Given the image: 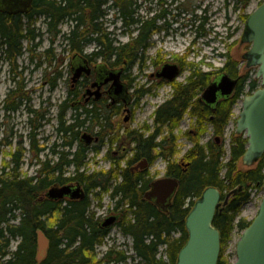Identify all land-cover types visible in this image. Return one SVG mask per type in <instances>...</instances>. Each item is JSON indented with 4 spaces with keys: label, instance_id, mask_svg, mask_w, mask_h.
I'll use <instances>...</instances> for the list:
<instances>
[{
    "label": "trees",
    "instance_id": "16d2710c",
    "mask_svg": "<svg viewBox=\"0 0 264 264\" xmlns=\"http://www.w3.org/2000/svg\"><path fill=\"white\" fill-rule=\"evenodd\" d=\"M136 1L36 0L31 16L44 17L46 33L52 40L63 35L69 50L83 52L86 44L94 43L98 50L93 55L103 57L113 66H123L125 71L129 72L136 65L141 69L145 67L147 60L145 55L153 45V35L161 29L157 20L166 17V13H163L153 18L136 19L134 9ZM232 1L235 9H241L240 18L246 22L249 14H246L245 10L252 0ZM111 10H115L113 15H119L118 19H121L127 32L132 36L127 43H120L113 37V32L108 30L110 18L107 16ZM197 19V16H193V19L187 21V26L192 33L197 31L198 37H201L204 35V21L195 28ZM0 20V49L3 50L5 60L10 64L15 65L23 55L25 41L31 44L32 48L43 42L42 29L36 26L38 19L32 17L28 22L23 23L18 16H5ZM64 23L70 25L69 31L65 33L62 30ZM134 33L136 34L133 35ZM51 52L52 50L46 51L41 55H46L45 59H48V56L53 59ZM227 56L228 61L221 71L225 70L230 76L237 77L239 74L237 64L229 58V54ZM177 60L182 63L181 68L184 71L186 54L185 58L180 57ZM56 70L46 74V80L51 88L57 86L61 76ZM218 73H221L220 70ZM211 75V72L203 71L191 63L189 84L177 90L178 97L171 101L168 110L161 108L158 111L159 117L174 115L176 110L186 104L193 90H204ZM248 75L246 74L241 80L234 96V103L258 88V80L255 79L249 83L248 92H245L243 84ZM17 84L4 100V108L9 113L18 111L24 103V96L18 91L21 83ZM141 91L144 94L145 91ZM179 103L182 105L180 106ZM60 107L63 109L58 118L60 142L52 148L53 152L60 154L59 161L40 159V154L46 150L45 146L40 147L37 139L41 121L32 125L33 117L38 112L29 107L27 108L31 125L28 134L29 151L36 149L33 156L40 163V167L32 176L19 172L20 162L27 149L20 140L12 153L11 164L14 166L11 172L8 175L3 173L0 175V264H129V261L135 262L137 259L139 261L134 264H176L178 254L188 240L186 218L195 203L194 198L201 197L209 186L218 188L223 197L230 190L237 192L223 212L217 211L213 221V225L221 234V254L218 264H233L224 258L225 248L235 229L242 232L252 223V220L240 217L241 208L249 201L252 189L262 190L264 186V156L250 168L239 167L246 151L247 138L241 135L234 137L231 158L226 162L220 159V155L206 153V144L198 147L199 154L188 171L181 175V185L172 204L167 211H162L154 203L142 200L144 192L148 189L147 175H138L131 171V167L143 157H149L151 162H154L158 156L164 155L160 146L159 154L155 158L153 156V151L162 144L155 143L150 147L151 139H144L132 147V143L129 142L127 149L137 152L134 158L128 160L127 167L121 168V161L113 158L116 166L110 170L87 174L82 169L87 163L88 152L91 149L100 152L102 144H95L91 148L85 145L81 141V130L99 126L104 136L106 129L110 130V134L114 133L113 124H116V121H113L112 117L117 111L113 110L114 108L110 111L105 107L102 111L97 106L85 108L82 104L75 105L71 109L73 122L68 123L65 119L70 109L68 100L65 99ZM84 114H87L85 118ZM41 118H44V114ZM1 144L3 142L0 139ZM108 158H112L111 154ZM66 168L74 170L73 176H64ZM5 169L3 167V171ZM121 177L122 181L118 183ZM70 181H78L84 186L87 193L85 199L53 201L44 197L45 192L53 185H64ZM96 189H101L103 192L113 190V197L120 196L118 203L126 204L130 201L127 208L115 212L117 215L115 226L132 237L134 254L110 247L102 257H99L97 249L104 244L110 228H104L95 212L90 210L89 193ZM188 199H191V202L188 203ZM118 208L117 206L116 210ZM38 230H43L50 241L47 255L42 261L37 260ZM176 234L178 236H175ZM14 241L18 244L15 250H11ZM160 248H163L167 259L159 256Z\"/></svg>",
    "mask_w": 264,
    "mask_h": 264
},
{
    "label": "rangeland",
    "instance_id": "374dc122",
    "mask_svg": "<svg viewBox=\"0 0 264 264\" xmlns=\"http://www.w3.org/2000/svg\"><path fill=\"white\" fill-rule=\"evenodd\" d=\"M152 1L154 2L153 6H155L154 10L150 8L151 0H138V5L140 6L138 11L139 15L146 19L154 15V13L159 12V10L167 8L171 11V14L158 23L168 28L162 29L159 34L153 37V45H151L145 55L147 60L144 66L146 67L139 69L136 65L129 71L128 75L130 78L128 79V84L131 85L130 88L135 92L136 97H138L140 101H138L136 115L131 123H126V125L124 118L120 117L124 126L134 128L144 123H152L154 110L160 102L170 96L171 87L166 85L157 89V97L151 95L142 97V91H137L142 89L143 86L148 87V82L146 80H150V76L152 73H155L158 68L161 69L164 64L174 62V60L180 57L185 58V54L186 69L183 71L179 81L189 75L191 63L195 64L203 71L211 72L212 75L210 76L211 79L209 82L214 81V79L221 74L218 73L219 70L221 71V69L225 67L228 61L227 54H229V58H232V60L238 64L239 74H249V77L244 80L245 82L243 81V88L246 93L249 90V83L253 80H258L259 86L261 85V79H257L258 67L254 65H251L249 68L246 67L244 55L248 51L249 45H247L245 41L242 42L246 24L240 18L241 9H235L232 0H164V2L162 1L160 3H158L159 0ZM261 1L264 0H252L246 8L245 13H252L260 5ZM158 4L160 6H157ZM113 12H115V10L109 11L107 16L110 18L108 19L110 22L108 27L110 29L108 30L113 32V37L120 43H127L132 36H130L127 29L122 26L121 19H118L119 15H113ZM193 16L198 17L194 26L195 28L200 26L201 21H204V35L201 37H198L197 31L196 33H192L190 27L187 26V21L193 19ZM167 22H169L168 25ZM36 26L41 27V32L43 33V42L39 46L32 48L31 44L25 41L24 53L15 62V65L10 64L7 60H5V62L0 60V62H2L0 63V139L3 142V144L0 145V175L2 173L7 175L10 173V169L12 168V164L10 163L11 155L17 148L20 140L27 149L20 162L19 172L23 175L27 174L32 176L40 167V163L37 162L33 156L35 155L34 153H36V149H32V152L29 151L30 143L28 134L31 131V125L29 123L30 118L27 108H34L36 109L35 111L38 112L31 122L33 126L39 121L46 124L44 128H39L37 134L40 147H46V150L41 153L40 157L43 159L46 158L47 155L48 158L53 157L52 148L56 143L60 142L58 118L60 112H63L60 104L65 100L67 90L70 88L72 77L70 62L72 55L68 54V45L66 41L64 42L63 35L55 38L53 42L51 36L46 33L43 20H38ZM105 26L107 25L105 24ZM69 29L70 25L68 23L62 25L63 33L68 32ZM135 34L136 33L133 35ZM94 46H88L86 51L92 52ZM51 50L54 60L51 59V56H48L50 59H45L46 55H41L43 52ZM0 55H4L1 49ZM36 64H38V66H36ZM55 68L58 72L62 73V76L58 79L57 86L51 88L48 80H46V74L54 71ZM224 72L227 71L224 70ZM14 79L20 80L22 83L18 91L24 96V103L18 111L9 113L4 108V100L9 91L16 86ZM246 95L247 94L238 102L234 103L232 122L228 128L226 139L231 133L234 134L236 132L237 120L242 112L243 98ZM43 114L44 118L42 119L41 116H43ZM44 119L48 121L46 122ZM65 119L68 123L73 122L70 109L67 111ZM188 120L189 119L186 117V121ZM117 121H120V119H117ZM116 132L120 134V132ZM126 141V138H124L125 143ZM114 146L115 145L107 147V144H105V146L101 148L100 153L94 154L90 152L89 157L91 159L88 161L85 169L89 173L94 171H108L111 163L105 159L106 153L110 151L115 158L119 156ZM117 147L119 148L118 145ZM225 150H227L226 146ZM3 167L6 168L4 171ZM239 167L242 169L246 168L243 163L239 164ZM163 169L164 162L162 159H158L150 167L148 173L153 176V178H163ZM71 170L72 169L69 168V172H71ZM64 176L70 177V174L66 171ZM263 195V189H252L249 201L241 208L240 217L253 220L258 213ZM89 199L91 201V208L100 216L108 213L110 214L114 207V202H112L109 197L102 195L101 198L96 199L92 191L89 193ZM241 235L242 232L235 229L225 248L224 258H227L232 263L237 260V242ZM175 236H178V234ZM17 244L18 242L14 241L11 250H15ZM132 244V237L121 231L120 227L115 226L109 231L104 244L98 247L99 257H102L110 247H116V249L119 250L123 249L127 251L128 254H134ZM159 256L167 259L163 253V248H160ZM138 261L139 259L135 262L129 261V264H134Z\"/></svg>",
    "mask_w": 264,
    "mask_h": 264
},
{
    "label": "flooded vegetation",
    "instance_id": "af4514ba",
    "mask_svg": "<svg viewBox=\"0 0 264 264\" xmlns=\"http://www.w3.org/2000/svg\"><path fill=\"white\" fill-rule=\"evenodd\" d=\"M28 1L30 2L29 3L30 7L22 6L21 8L25 10V12H19L16 11V9L11 10V8L15 7L17 4H20L22 2L24 5ZM162 1L164 2V0H159L158 3ZM34 2L36 4V0H0V18H4L5 16H16V17L18 16L23 23H26L33 17L35 20L36 19L43 20V23H45L44 17L41 16L36 17L35 15L31 16L34 9ZM153 3L154 2L151 0L150 8L152 10H154L155 7L153 6L154 5ZM157 6L160 5L158 4ZM134 7H135V12L137 13L140 8V6L138 5V0L136 1ZM163 13H166V17H167L168 15L171 14V11L168 10L167 8H163L162 10H159V12L154 13V15H152L149 18L157 17L158 15H162ZM166 17L158 18L157 24L159 27H161V29L158 32H156L155 35L159 34L162 31V29L168 28L158 23L160 20L166 19ZM138 18L144 19V17L140 15ZM168 24L169 22H167V25ZM155 35H153V37ZM244 40L245 39H242V42H244ZM54 41L55 38L53 39V42ZM90 45L93 46L95 45L92 52L86 51V48ZM97 50L98 49L96 48V44L94 43L86 44L85 47L83 48V52L69 50L68 54L72 55V59L70 62L72 77L70 81V88L67 90V96L65 99L68 100V103L70 105L69 107L70 110L75 105L82 104L85 108H93L97 106L101 108V110L102 109L105 110L106 107L110 111L112 108H114L113 110L117 111V114H115L112 117V120L116 121V124H113L115 126L114 133L110 134L109 133L110 130L106 129V136L104 137L101 131L102 128H100L99 126L95 127L94 129L81 130L82 131L81 141H82V136L84 134H90L94 137L92 143L89 145L83 141L85 145L89 146L90 148L93 147V144L94 145L102 144L101 148L105 146V144H107V147L115 145L114 147L117 150V153H119L118 158H115L112 152L110 151L107 152L105 155V159L111 163V166L108 170H110L113 166H116L113 162L115 161L113 160V158H115L116 160H120L121 161L120 167L124 168L127 167L128 160L135 157V153L137 151H134L132 149H127L129 142L132 143L131 145L132 147H135L138 141H143L144 139H151L152 145H150V147H152L155 143L162 144L159 145L154 151L152 150V148L151 150L153 151V156L155 158L159 154L158 150H160L159 147L161 146L163 148L162 153L164 155L158 156L154 162H151V159L149 157H143L131 167V171L133 173L135 172L138 173V175L140 174L147 175V178L146 176L145 178L148 182V189L147 191L144 192V196L142 200L154 203L153 201L146 198V193L151 189L152 183L154 182L153 176H151L148 172L150 171V167L158 159H162L164 162L163 177L176 179L179 182V186L181 185V179H180L181 175L188 171V168L190 167L191 163L199 154L197 148L201 147V145L206 144L207 146L206 153H212L215 156L220 155L221 160H224L225 162L229 161V159L231 158L232 142L236 134L234 135L233 133H231L227 139L226 136L228 135V128L232 122L234 96L236 94L238 87L241 84L240 82L243 79V76L245 75L238 74L237 77H232L227 72L222 71L225 74H228L233 79L238 80L236 88L234 92L231 94V96L229 97L220 96L218 97L215 103L210 104L204 100V93H205L204 90L197 91L195 89L190 93L189 99L186 101V104L183 107H181L179 110H176V113L174 115L170 114L167 115L166 117L160 118L158 115L159 114L158 111L161 108H164V110L169 109L171 101H173L178 97L179 91L177 90L180 87H184L188 85L190 82V77L188 75L186 78L179 81V78L181 77L180 75L173 81H168V79L158 76V73L160 72V69L158 68L157 71L155 70L156 72L154 71L155 73H152V75L150 76V80L149 79L146 80L148 82L147 84L148 87L145 86L142 87L141 90L145 91L143 92L144 94H142V97L148 95L157 97L158 96V93H156L157 89L164 87L166 85L171 87L170 90L171 94L169 97H167L165 100H163L157 105L156 109L154 110V116L151 124L144 123L138 127L131 128L128 126L129 127L128 128L124 126V124L121 122L122 119L120 117L124 118L125 124L131 123L135 118L136 108L138 106V101H140V99L136 97L135 92L130 88L131 85L128 84V79L130 78V76L128 75L129 72L125 71V67L117 66V65L113 66L111 63H107V61L103 57H100L98 55H93V53L96 52ZM0 60L5 62L4 55L3 56L0 55ZM244 60L246 61V67L249 68L250 67L249 64L252 62V60L251 59H244ZM171 63L177 64L181 70L182 63H180V61L174 60V62ZM82 65H88V67L91 70L90 74H87L86 72H82L78 80L73 81L74 69H77ZM36 66H38V64H36ZM138 68L140 67L138 66ZM113 71L121 72V82L126 87V91L124 93L116 94V92L112 88L113 81L105 82V80L110 76V73ZM59 73L62 76V73L61 72ZM217 78L218 77H216L214 80H216ZM14 82L15 84L21 83L20 80L17 79H14ZM99 86H100L101 96L97 98L96 94L93 93L96 90H98ZM88 90H90L89 93H87ZM179 105L181 106L182 104L179 103ZM86 115L87 114H84V118ZM186 117L187 119H189L188 121H186ZM117 119H120V121H117ZM44 121L47 122L48 120L44 119ZM45 125L46 124L41 122L40 129L44 128ZM116 131L120 132V134L118 133L119 134L118 135ZM113 136L115 137L113 138ZM124 138H126L127 140L126 143L124 142ZM117 145L119 146V148L117 147ZM225 146L227 147V150H225ZM90 152L94 154L100 153L95 151L94 149H91L88 152L87 163L91 159L89 157ZM52 153H53V157L48 158L47 155L46 159H49L52 162H58L60 158V154L53 152V150ZM110 154L112 158H108V155ZM12 157L13 156L11 155V159ZM40 159L43 158L40 157ZM87 163L83 167V172L87 174H94L99 172V171L97 172L94 171L89 173L85 169ZM13 166L14 164H12V168ZM138 166L140 167L137 168ZM66 171L69 174H71V172H69V168H66L64 170V174ZM13 173L15 174V170H13ZM121 181H122V177L119 179L118 183H121ZM78 183L80 182L70 181V183L68 182L67 184L76 185ZM82 187L85 190L83 185ZM209 187H214V186H209ZM240 190H242V187H240ZM231 191L232 190L228 191L225 197L221 195L222 205L219 208L221 212H223L228 205V203H225V201L228 194ZM92 192L96 199L101 198L102 195L109 197V199L112 202H114V207L111 212L114 214H116L115 212H118L125 207L127 208L130 202V201L126 202V204L118 203L120 201V196L117 195L113 197L112 196L113 190H110L109 192H103L101 189H96L93 190ZM233 197L234 195L230 197L229 201ZM194 199L196 201L198 198L195 197ZM68 200H70L69 197H65L64 199H62V201H68ZM187 201L189 203V201L191 202V199H188ZM117 206L119 207L118 210H116ZM90 210L95 212L96 216L101 220L103 226V222L106 220L105 215L103 216L98 215L96 211H94L91 207ZM109 228L111 230L113 226H110Z\"/></svg>",
    "mask_w": 264,
    "mask_h": 264
},
{
    "label": "water",
    "instance_id": "95a60500",
    "mask_svg": "<svg viewBox=\"0 0 264 264\" xmlns=\"http://www.w3.org/2000/svg\"><path fill=\"white\" fill-rule=\"evenodd\" d=\"M29 1L21 2L11 10L25 12L22 6L30 7ZM12 7V6H11ZM243 39L250 44L244 59H251L249 66L258 67L257 78H261V87L244 98L242 112L237 120V132L246 133L248 146L243 155V163L253 166L264 155V2L247 18ZM83 71L90 74L88 65L74 69L73 81H77ZM177 64L166 63L158 73L159 77L173 81L181 73ZM113 81L112 88L116 94L124 93L126 87L121 82V72H111L105 82ZM238 80L224 74L210 83L205 89L204 100L210 104L218 97H229L234 92ZM95 86V85H93ZM90 90L87 91L89 93ZM93 94L101 96L100 86ZM83 138L90 143L92 137L84 134ZM179 186L174 178H161L152 183L146 198L153 201L162 211H167L171 200ZM264 192V186H263ZM234 194L236 191L233 192ZM232 193L227 196L226 202ZM44 197L58 201L65 197L70 199H85L86 193L80 184H55L44 194ZM221 193L216 188H207L202 197L196 201L186 218L188 240L178 254L176 264H218L221 253L220 231L213 225L214 217L220 203ZM117 216H110L103 222V227L112 226ZM37 260L42 261L49 249V240L44 232H37ZM237 260L234 264H264V195L258 213L251 225L245 229L237 242Z\"/></svg>",
    "mask_w": 264,
    "mask_h": 264
},
{
    "label": "bare ground",
    "instance_id": "6f19581e",
    "mask_svg": "<svg viewBox=\"0 0 264 264\" xmlns=\"http://www.w3.org/2000/svg\"><path fill=\"white\" fill-rule=\"evenodd\" d=\"M170 3H173V2H170ZM107 8V7H106ZM134 9H135V7H134ZM109 13V12H108ZM139 12H135V18L137 19L138 17H139ZM121 21V20H120ZM122 22V21H121ZM46 24V23H45ZM122 26L124 27V23L122 22ZM131 27V26H130ZM127 29V28H126ZM83 72H86L87 74H88V72L87 71H83ZM167 79V78H166ZM86 135H89L90 137H92V141H93V139H94V137L92 136V135H90V134H86ZM82 141H84L86 144H91L92 143V141L90 142V143H88L84 138H83V136H82ZM141 165V164H140ZM140 166H138L137 168H139ZM38 231H41V232H44L43 230H38ZM37 231V232H38ZM45 233V232H44ZM48 238V237H47ZM49 240V239H48ZM37 242H38V240H37ZM49 246H50V241H49ZM47 255V254H46Z\"/></svg>",
    "mask_w": 264,
    "mask_h": 264
}]
</instances>
